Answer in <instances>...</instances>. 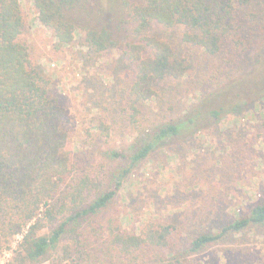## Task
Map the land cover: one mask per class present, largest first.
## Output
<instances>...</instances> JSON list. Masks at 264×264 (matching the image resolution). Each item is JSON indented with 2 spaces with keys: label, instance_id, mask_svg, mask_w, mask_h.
I'll list each match as a JSON object with an SVG mask.
<instances>
[{
  "label": "rangeland",
  "instance_id": "obj_1",
  "mask_svg": "<svg viewBox=\"0 0 264 264\" xmlns=\"http://www.w3.org/2000/svg\"><path fill=\"white\" fill-rule=\"evenodd\" d=\"M125 1L80 0L66 13L77 25L75 40L56 50V39L39 21L34 0H21L26 22L21 40L52 80L51 94L63 100L70 114L68 148L76 175L94 170L110 180L128 160L110 158L109 150L133 154L143 144L142 131L150 134L201 114L199 127L161 142L132 169L107 209L88 221L99 226L113 218L138 234L149 224L174 226L167 263L264 264V223L192 250L193 239L220 233L264 202V0H235L233 29L216 55L183 42L180 27L150 29L149 35L169 41L185 56L190 69L183 78L158 86L156 97L142 106L138 126L129 124L122 111L133 74L123 48L95 55L85 40L86 27L103 25L120 42L138 40L131 28L120 24ZM237 102L246 104L233 111ZM212 109L222 115L212 117ZM100 123L111 126L109 136L101 135ZM50 231L47 227L40 234ZM92 235L94 255L77 264L103 261L104 253L96 248L102 247L95 237L100 235ZM21 240L15 237L12 249L0 255V264L10 263ZM70 243L65 235L36 264H73L77 257L69 259L64 252ZM145 259L157 260L151 252Z\"/></svg>",
  "mask_w": 264,
  "mask_h": 264
},
{
  "label": "trees",
  "instance_id": "obj_2",
  "mask_svg": "<svg viewBox=\"0 0 264 264\" xmlns=\"http://www.w3.org/2000/svg\"><path fill=\"white\" fill-rule=\"evenodd\" d=\"M79 2L34 0L39 21L56 39V50L75 40L77 25L66 13ZM124 7L120 24L131 28L138 40L120 42L105 25L86 27L85 40L95 55L123 48L133 74L122 111L129 124L138 126L141 108L156 97L158 86L183 78L190 69L188 59L169 41L147 32L180 27L183 42L216 55L233 29L237 8L235 0H126ZM25 29L21 0H0V255L11 250L15 237L22 234L9 264H36L67 235L71 243L65 246V255L69 259L75 255L77 264L94 255V234L100 235L95 237L102 245L96 248L104 253L101 264H172L166 259L174 226L149 224L138 234L124 230L113 218L99 226L88 219L107 209L132 169L161 142L199 127L201 114L164 124L150 134L142 131L143 144L133 154L109 150L110 158L128 160L110 180L94 170L76 175L68 148L70 114L63 100L51 94L52 80L33 62L29 44L21 40ZM245 104L237 102L233 111ZM210 114L218 118L222 111L212 109ZM99 127L102 136H109L111 126ZM262 223L264 202L220 233L193 239L192 250ZM47 227L50 234H40ZM149 252L156 262L145 259Z\"/></svg>",
  "mask_w": 264,
  "mask_h": 264
},
{
  "label": "built area",
  "instance_id": "obj_3",
  "mask_svg": "<svg viewBox=\"0 0 264 264\" xmlns=\"http://www.w3.org/2000/svg\"><path fill=\"white\" fill-rule=\"evenodd\" d=\"M20 236H21V237H23V235H22V234H19V237H20Z\"/></svg>",
  "mask_w": 264,
  "mask_h": 264
}]
</instances>
